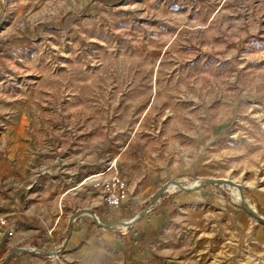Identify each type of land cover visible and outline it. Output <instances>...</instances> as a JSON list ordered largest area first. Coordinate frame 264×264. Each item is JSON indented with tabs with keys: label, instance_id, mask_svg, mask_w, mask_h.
Masks as SVG:
<instances>
[{
	"label": "rangeland",
	"instance_id": "rangeland-1",
	"mask_svg": "<svg viewBox=\"0 0 264 264\" xmlns=\"http://www.w3.org/2000/svg\"><path fill=\"white\" fill-rule=\"evenodd\" d=\"M157 216L162 264H264V0H0V264H128Z\"/></svg>",
	"mask_w": 264,
	"mask_h": 264
},
{
	"label": "crops",
	"instance_id": "crops-1",
	"mask_svg": "<svg viewBox=\"0 0 264 264\" xmlns=\"http://www.w3.org/2000/svg\"><path fill=\"white\" fill-rule=\"evenodd\" d=\"M6 162H4V165ZM16 168H10L13 171ZM6 174V172H3ZM161 210H158V212ZM133 214V212H132ZM129 215V214H127ZM108 215L107 217H109ZM161 216L154 218L139 219L135 226V230L126 234L123 238L124 241V253L129 260H132L128 264H162V261L158 260V252L150 247L149 236H158L162 229V221L159 220ZM147 220H150V226L146 225Z\"/></svg>",
	"mask_w": 264,
	"mask_h": 264
},
{
	"label": "built area",
	"instance_id": "built-area-1",
	"mask_svg": "<svg viewBox=\"0 0 264 264\" xmlns=\"http://www.w3.org/2000/svg\"><path fill=\"white\" fill-rule=\"evenodd\" d=\"M92 188L99 193L103 202L108 208L117 209L125 205L129 201V190L124 180L119 176H111L109 178H97L92 181ZM98 223L99 218L93 215ZM14 231L8 225L5 218L0 219V246L13 237Z\"/></svg>",
	"mask_w": 264,
	"mask_h": 264
},
{
	"label": "water",
	"instance_id": "water-1",
	"mask_svg": "<svg viewBox=\"0 0 264 264\" xmlns=\"http://www.w3.org/2000/svg\"><path fill=\"white\" fill-rule=\"evenodd\" d=\"M237 189H238V192H239V195H240V200H241V203H242L244 209H245L246 211L250 212L251 214L256 215V214H255V213L249 208V206L246 204L245 199H244V196H243V193H242V189H241V187L237 185ZM257 217H258V216H257Z\"/></svg>",
	"mask_w": 264,
	"mask_h": 264
},
{
	"label": "bare ground",
	"instance_id": "bare-ground-1",
	"mask_svg": "<svg viewBox=\"0 0 264 264\" xmlns=\"http://www.w3.org/2000/svg\"><path fill=\"white\" fill-rule=\"evenodd\" d=\"M181 186L179 183H171L170 185V190H174L175 188ZM131 221H128V223H130Z\"/></svg>",
	"mask_w": 264,
	"mask_h": 264
}]
</instances>
